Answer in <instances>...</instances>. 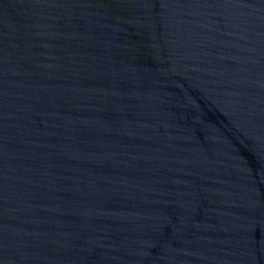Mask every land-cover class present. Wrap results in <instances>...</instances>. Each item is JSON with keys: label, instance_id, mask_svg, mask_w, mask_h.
<instances>
[{"label": "water", "instance_id": "95a60500", "mask_svg": "<svg viewBox=\"0 0 264 264\" xmlns=\"http://www.w3.org/2000/svg\"><path fill=\"white\" fill-rule=\"evenodd\" d=\"M0 264H264V0H0Z\"/></svg>", "mask_w": 264, "mask_h": 264}]
</instances>
